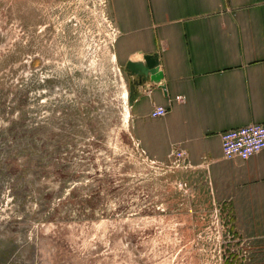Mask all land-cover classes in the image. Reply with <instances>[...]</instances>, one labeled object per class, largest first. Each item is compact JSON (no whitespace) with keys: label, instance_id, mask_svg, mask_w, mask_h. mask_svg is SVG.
Instances as JSON below:
<instances>
[{"label":"rangeland","instance_id":"rangeland-1","mask_svg":"<svg viewBox=\"0 0 264 264\" xmlns=\"http://www.w3.org/2000/svg\"><path fill=\"white\" fill-rule=\"evenodd\" d=\"M105 4L0 0V264H264L134 140Z\"/></svg>","mask_w":264,"mask_h":264},{"label":"crops","instance_id":"crops-1","mask_svg":"<svg viewBox=\"0 0 264 264\" xmlns=\"http://www.w3.org/2000/svg\"><path fill=\"white\" fill-rule=\"evenodd\" d=\"M104 1L119 66L153 56L161 73L141 84L125 73L134 140L157 163L183 151L229 207L235 234L264 253V150L226 160L220 139L264 124V0ZM157 106L164 117L150 116Z\"/></svg>","mask_w":264,"mask_h":264},{"label":"built area","instance_id":"built-area-1","mask_svg":"<svg viewBox=\"0 0 264 264\" xmlns=\"http://www.w3.org/2000/svg\"><path fill=\"white\" fill-rule=\"evenodd\" d=\"M117 31L112 28V42ZM167 109L161 106L154 107L150 116L152 118L164 117ZM222 156L226 160L239 159L246 161L250 157L264 150V124H251L231 129L220 135ZM172 161L189 166L183 151H175Z\"/></svg>","mask_w":264,"mask_h":264},{"label":"water","instance_id":"water-1","mask_svg":"<svg viewBox=\"0 0 264 264\" xmlns=\"http://www.w3.org/2000/svg\"><path fill=\"white\" fill-rule=\"evenodd\" d=\"M124 72L129 76H136V84H141L147 80L159 82L161 73L158 70V62L153 56L143 58V62H128ZM131 84V83H130ZM132 92H128V104L131 102Z\"/></svg>","mask_w":264,"mask_h":264}]
</instances>
